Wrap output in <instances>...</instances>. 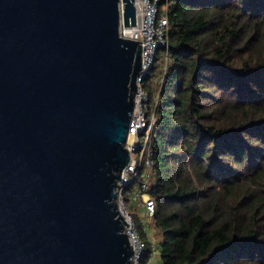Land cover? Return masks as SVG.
Returning <instances> with one entry per match:
<instances>
[{"label": "water", "instance_id": "water-1", "mask_svg": "<svg viewBox=\"0 0 264 264\" xmlns=\"http://www.w3.org/2000/svg\"><path fill=\"white\" fill-rule=\"evenodd\" d=\"M142 10L0 0V264H136L119 197L146 76L121 33Z\"/></svg>", "mask_w": 264, "mask_h": 264}, {"label": "trees", "instance_id": "trees-1", "mask_svg": "<svg viewBox=\"0 0 264 264\" xmlns=\"http://www.w3.org/2000/svg\"><path fill=\"white\" fill-rule=\"evenodd\" d=\"M167 3L168 47L141 84L152 165L123 192L129 206L146 184L155 203L148 222L132 211L138 264H264V0Z\"/></svg>", "mask_w": 264, "mask_h": 264}, {"label": "built area", "instance_id": "built-area-1", "mask_svg": "<svg viewBox=\"0 0 264 264\" xmlns=\"http://www.w3.org/2000/svg\"><path fill=\"white\" fill-rule=\"evenodd\" d=\"M159 1L160 0H143V10L141 15L142 25H140V33H142V38L138 37L139 25L125 26L124 24V33H121L124 34V36L137 38V41H143V74L145 76L149 73L154 64L157 51L161 48L168 47L167 37L169 27V5L167 3L164 6V11L159 13ZM136 5H138V3H136ZM136 8H138V6H136ZM139 11L140 9L136 10V13H139ZM141 84L136 98L135 109L130 122L129 137L127 141V147L132 153V161L124 170L120 181L119 203L121 207L124 205V203H122V199L125 201L123 197L125 188L130 185L133 178L139 175L143 165H152L150 158V140L151 132L156 119L154 113H148V97L142 89ZM143 188L144 189L141 190L140 193L136 194L137 196H134V200H137L139 194H147L145 193L147 185L145 184ZM143 208L147 219H150L154 216L155 203L151 196L148 195V198L145 199ZM126 214L130 218V212H126Z\"/></svg>", "mask_w": 264, "mask_h": 264}, {"label": "rangeland", "instance_id": "rangeland-1", "mask_svg": "<svg viewBox=\"0 0 264 264\" xmlns=\"http://www.w3.org/2000/svg\"><path fill=\"white\" fill-rule=\"evenodd\" d=\"M160 62V61H159ZM150 106H152V103H150ZM138 193H140V191L138 192ZM126 195L128 196V197H130V200H129V206H128V204H126V201H124L123 199H122V203H124V205H122V207H123V210H124V212H125V215H126V217L128 218V220H129V225H128V230L130 229V231L135 235V237L138 239V241H137V239L135 240L136 241V245L134 244V246H135V248H136V254H137V261H136V264L138 263V260H139V258H140V256H141V254L143 253V243H142V240L139 238V234H138V231H137V229H136V226H135V224H134V221H133V215H132V211H134V212H138V210H139V206H138V204L140 205V207H141V216L144 218V217H146V215H145V213H144V208H143V205H144V201H145V199H147L148 198V195L147 194H145V195H143V194H139V196H138V198H137V200H134V196H137V195H135V192H134V190L133 189H127L126 190ZM140 201V202H139ZM141 203V204H140ZM131 209H130V208ZM143 208V209H142ZM126 212H130V214H131V216H130V218H129V216H127V214H126ZM145 220H147V222H148V220L149 219H145ZM148 226V225H147ZM150 228L148 227L147 228V230H149ZM150 231V230H149ZM154 240H155V238H154ZM158 260L156 259V256H155V260H154V264H158V262H157Z\"/></svg>", "mask_w": 264, "mask_h": 264}, {"label": "bare ground", "instance_id": "bare-ground-1", "mask_svg": "<svg viewBox=\"0 0 264 264\" xmlns=\"http://www.w3.org/2000/svg\"><path fill=\"white\" fill-rule=\"evenodd\" d=\"M121 210H122V212L124 213V210H123V207H121ZM125 214V213H124ZM128 228V227H127ZM131 238H132V241H133V246H134V244L136 245L137 243H136V237H134V236H131ZM137 241H138V239H137ZM134 248H135V246H134ZM135 252H136V248H135Z\"/></svg>", "mask_w": 264, "mask_h": 264}, {"label": "crops", "instance_id": "crops-1", "mask_svg": "<svg viewBox=\"0 0 264 264\" xmlns=\"http://www.w3.org/2000/svg\"><path fill=\"white\" fill-rule=\"evenodd\" d=\"M158 262V261H157Z\"/></svg>", "mask_w": 264, "mask_h": 264}]
</instances>
